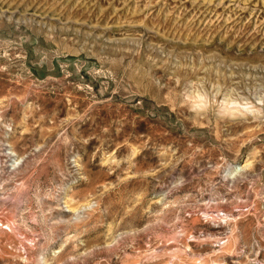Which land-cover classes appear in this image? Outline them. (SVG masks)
I'll return each mask as SVG.
<instances>
[{
	"label": "rangeland",
	"instance_id": "1",
	"mask_svg": "<svg viewBox=\"0 0 264 264\" xmlns=\"http://www.w3.org/2000/svg\"><path fill=\"white\" fill-rule=\"evenodd\" d=\"M0 264H264V0H0Z\"/></svg>",
	"mask_w": 264,
	"mask_h": 264
}]
</instances>
